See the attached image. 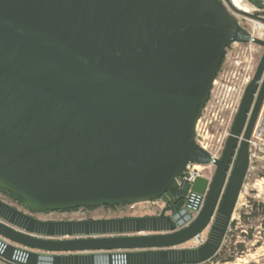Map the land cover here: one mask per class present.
Masks as SVG:
<instances>
[{"label":"water","instance_id":"obj_1","mask_svg":"<svg viewBox=\"0 0 264 264\" xmlns=\"http://www.w3.org/2000/svg\"><path fill=\"white\" fill-rule=\"evenodd\" d=\"M223 2L264 25L228 0H0L2 190L44 212L168 203L187 164L215 166L194 219L192 201L168 206L179 210L172 216L56 222L0 201L2 260L201 264L217 254L264 99V41L241 28ZM233 42L262 53L222 155L212 161L194 142L195 126ZM205 185L197 179L192 191ZM210 223L202 246L178 249Z\"/></svg>","mask_w":264,"mask_h":264},{"label":"built area","instance_id":"obj_2","mask_svg":"<svg viewBox=\"0 0 264 264\" xmlns=\"http://www.w3.org/2000/svg\"><path fill=\"white\" fill-rule=\"evenodd\" d=\"M228 1L232 4V1L234 0ZM237 1L238 5L246 9L245 13L257 14L260 18L264 19V0H258L261 3V8H257L247 0ZM224 6L236 20L237 16L233 14L225 4ZM243 19L251 23L250 29H245V27L242 26V23L236 20L238 25L245 31H247L252 37L264 41V33L258 32L260 27H262V29L264 30V25L247 18ZM260 51L261 48L254 45L253 43L233 42L225 48L224 56L217 76L212 82L209 98L195 126L194 142L202 151L206 152L210 156L212 161L220 159L222 155L226 140L230 135L231 127L238 112L243 94L253 78L256 66L259 61L257 59V56ZM229 76H232L233 78V87L227 92L223 104L216 100L215 103L216 106H218L217 112L219 115L218 120H215L214 123L212 119L205 118V111L207 110L208 105L211 102L213 93L215 91L220 90L221 92L223 90L224 82L226 80L227 82L229 81ZM256 96L257 92L254 94V99L256 98ZM218 134L220 136L222 134L224 135L222 140L220 138L215 139ZM241 137L242 135L239 137L238 144L241 141ZM247 144L248 166L239 196L244 190L247 181H250L251 188L254 192V197L257 199L263 197L264 200V99ZM236 153L237 149L227 172L226 180L220 198L230 177ZM214 173L215 166L213 165V163L207 165L187 164L180 175L176 179H174L170 187L173 191H169L174 195V198L180 197L181 199H183L184 204H186L187 201H192L197 206V210L190 211L192 219H194L198 215L199 211L204 205L214 177ZM197 179H201L206 182L205 188L200 194L194 193L192 191V186ZM186 189L187 191L185 196H182ZM158 200L162 202L163 206L166 204L162 199ZM210 227L211 223L203 232H201L191 240L196 244L197 248L202 246L207 241Z\"/></svg>","mask_w":264,"mask_h":264},{"label":"rangeland","instance_id":"obj_3","mask_svg":"<svg viewBox=\"0 0 264 264\" xmlns=\"http://www.w3.org/2000/svg\"><path fill=\"white\" fill-rule=\"evenodd\" d=\"M236 16V20L242 23V26H244L245 29L249 30L251 23L245 21L243 19L244 17L242 16ZM258 32L264 33V30L260 28ZM261 53L262 49L257 56L258 60L261 56ZM228 80V82L227 80L224 82V87L221 92L219 90L213 93L211 102L205 111V118L212 119L214 123L215 120H218L219 115L217 112L218 106H216L215 103L216 100L223 104L227 92L233 87L232 76H229ZM210 109L212 111H210ZM223 136V134L221 136L218 134L215 139L220 138L222 140ZM247 184L237 199L236 206L221 245L223 248V260L233 259V261L221 263L218 259L214 258L201 264H264V226L261 225L264 216L260 211H258L255 218L249 217L245 221L242 218L243 216H249L252 212L249 202L250 200L259 202L261 204H264V200L263 197L258 199L255 198L250 181H247ZM0 201L10 205L11 207L28 216L47 222L154 217L159 216L164 209V206L160 200H154L133 205L97 207L95 209L78 208L64 212L57 211L43 213L31 211L26 206L21 205L20 203L12 200L10 197L1 193ZM238 246H242V248L240 249ZM195 248H197V246L193 241H189L178 247V249Z\"/></svg>","mask_w":264,"mask_h":264},{"label":"trees","instance_id":"obj_4","mask_svg":"<svg viewBox=\"0 0 264 264\" xmlns=\"http://www.w3.org/2000/svg\"><path fill=\"white\" fill-rule=\"evenodd\" d=\"M169 190L171 191L172 188H170ZM0 193L3 194V195H5V196L10 197L12 200H14V201L20 203L21 205L26 206V207L29 208L31 211L46 213V212H44V211H41V210H38V209L34 208L33 206H31L30 204H28L27 202H25L23 199H21L19 196L15 195V194H12V193H10V192H7V191H5V190H2L1 188H0ZM249 202H250V205H251V210H252V212H251V214H250L249 216H243V217H242L244 221H245L246 219H248L249 217H250V218H255V217L257 216V212H258V211H260L261 214L264 216V204H261V203H259V202L253 201V200H250ZM88 209H95V207H93V208H88ZM73 210H75V209H73ZM59 212H64V211H59ZM261 223H262L261 225L264 226V218H263V220H262ZM238 248L241 249L242 246H238ZM222 253H223V248L221 247V248L219 249V251L217 252V254H216L212 259H214V258H215V259H218L221 263H224V262H232V261H233V259L223 260V258H222V257H223V256H222ZM0 263H2V264H10V263H8V262L2 260L1 258H0Z\"/></svg>","mask_w":264,"mask_h":264},{"label":"flooded vegetation","instance_id":"obj_5","mask_svg":"<svg viewBox=\"0 0 264 264\" xmlns=\"http://www.w3.org/2000/svg\"><path fill=\"white\" fill-rule=\"evenodd\" d=\"M210 111H212L211 109H210ZM209 111V112H210ZM173 191V190H172ZM179 201H183V199H178V198H174L173 200H170L168 203H166L165 205H164V209L162 210V212H164V214L165 215H169V216H172V215H174L175 213H177L179 210L175 207V205L179 202ZM173 203H175V205L174 206H172L170 209H168V210H166V208L168 207V206H170L171 204H173ZM161 212V213H162ZM167 215V216H168Z\"/></svg>","mask_w":264,"mask_h":264},{"label":"bare ground","instance_id":"obj_6","mask_svg":"<svg viewBox=\"0 0 264 264\" xmlns=\"http://www.w3.org/2000/svg\"><path fill=\"white\" fill-rule=\"evenodd\" d=\"M232 4L238 9V10H241L243 12H246V9H244L243 7H241L240 5H238V1L237 0H234L232 1ZM262 28V27H260Z\"/></svg>","mask_w":264,"mask_h":264}]
</instances>
